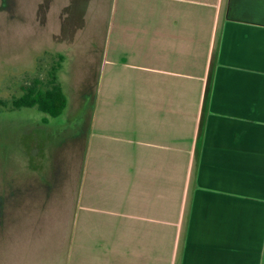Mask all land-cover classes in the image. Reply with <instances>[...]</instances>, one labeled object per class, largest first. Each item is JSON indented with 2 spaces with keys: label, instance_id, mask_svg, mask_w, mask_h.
Here are the masks:
<instances>
[{
  "label": "crops",
  "instance_id": "1",
  "mask_svg": "<svg viewBox=\"0 0 264 264\" xmlns=\"http://www.w3.org/2000/svg\"><path fill=\"white\" fill-rule=\"evenodd\" d=\"M70 264H264V0H113Z\"/></svg>",
  "mask_w": 264,
  "mask_h": 264
},
{
  "label": "rangeland",
  "instance_id": "2",
  "mask_svg": "<svg viewBox=\"0 0 264 264\" xmlns=\"http://www.w3.org/2000/svg\"><path fill=\"white\" fill-rule=\"evenodd\" d=\"M112 1L0 0V264H70ZM59 66L62 117L13 107Z\"/></svg>",
  "mask_w": 264,
  "mask_h": 264
},
{
  "label": "trees",
  "instance_id": "3",
  "mask_svg": "<svg viewBox=\"0 0 264 264\" xmlns=\"http://www.w3.org/2000/svg\"><path fill=\"white\" fill-rule=\"evenodd\" d=\"M63 61L64 58H62ZM61 66L54 67L50 72V80L47 84L35 79L29 86L22 88L23 94L13 101V107L15 109H37L49 118L48 121L62 117L68 108L69 100L57 78Z\"/></svg>",
  "mask_w": 264,
  "mask_h": 264
},
{
  "label": "flooded vegetation",
  "instance_id": "4",
  "mask_svg": "<svg viewBox=\"0 0 264 264\" xmlns=\"http://www.w3.org/2000/svg\"><path fill=\"white\" fill-rule=\"evenodd\" d=\"M81 102H82V104H81V107L78 109V111H77V114L78 113H80V114H82L84 111H85V105H84V100H83V98L81 99ZM81 110V111H80ZM81 127H82V125L81 126H78L77 127V129H76V133H77V141H81V140H79V138H81L82 137V135H84V132H82L81 131ZM86 128V127H85ZM82 134V135H81ZM80 135H81V137H80Z\"/></svg>",
  "mask_w": 264,
  "mask_h": 264
}]
</instances>
